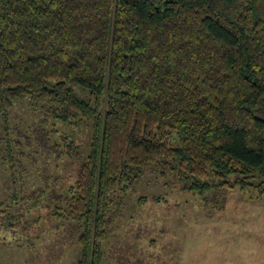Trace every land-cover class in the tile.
Listing matches in <instances>:
<instances>
[{
	"label": "trees",
	"instance_id": "obj_1",
	"mask_svg": "<svg viewBox=\"0 0 264 264\" xmlns=\"http://www.w3.org/2000/svg\"><path fill=\"white\" fill-rule=\"evenodd\" d=\"M19 102L37 113L28 130L9 120ZM0 115L9 202L22 201L0 202L5 229L24 219L28 163L81 160L53 209L80 226L78 264H101L121 195L149 166L199 194L262 196L264 0H0ZM78 122L84 157L57 137Z\"/></svg>",
	"mask_w": 264,
	"mask_h": 264
},
{
	"label": "rangeland",
	"instance_id": "obj_2",
	"mask_svg": "<svg viewBox=\"0 0 264 264\" xmlns=\"http://www.w3.org/2000/svg\"><path fill=\"white\" fill-rule=\"evenodd\" d=\"M26 104H14L9 120L28 130L38 117ZM2 123L0 115V136ZM63 130L58 128L57 137L73 136L81 156L87 155L90 129L78 122ZM38 159L36 166L27 165L20 226L9 230L0 223V264H78L80 226L56 217L53 209L65 207L81 160ZM14 191L0 158V202L12 213L22 204L9 202ZM121 197L101 264H264V195L239 187L199 194L182 189L167 167L149 166Z\"/></svg>",
	"mask_w": 264,
	"mask_h": 264
}]
</instances>
